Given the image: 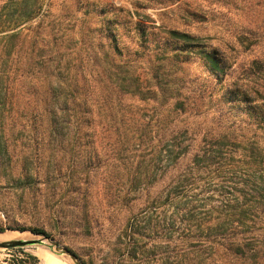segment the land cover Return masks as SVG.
Returning a JSON list of instances; mask_svg holds the SVG:
<instances>
[{"label": "rangeland", "instance_id": "obj_1", "mask_svg": "<svg viewBox=\"0 0 264 264\" xmlns=\"http://www.w3.org/2000/svg\"><path fill=\"white\" fill-rule=\"evenodd\" d=\"M181 2L0 0V242L37 239L39 236L31 232L38 228L85 264H115L118 259L123 264H163L165 257H170L172 264L177 223L170 213L165 220L160 212L151 216L149 210L152 199L165 189L174 173H168L141 197L122 202L120 197L129 186L125 171L103 163L110 147L106 142L80 141L70 130L56 158L63 171L49 181L48 132L37 127L34 116L44 105L35 90L44 93L51 57H55V65L70 62L71 70L63 78L72 82L71 89L77 85L81 94L109 93L105 89L110 79L103 67L126 65L128 61L136 62L137 85L143 93H219L215 99L225 93L235 73L217 82L199 57L185 62L169 59L164 62L169 74L165 81L158 83L151 78L152 69L163 63L158 46L163 45L166 30H184L214 46L228 38L223 15L215 5L203 0ZM36 8L39 12L34 16ZM194 11L206 14V20L203 15H188ZM161 86L165 89L160 90ZM124 102L132 112L140 110L148 118L158 106L154 100L145 102L138 96H126ZM195 120L203 121L204 117ZM209 122L207 119L204 125ZM36 149L42 154L35 166L41 182L19 180L22 168L35 158ZM135 217L142 218L140 230L145 235L140 243L143 248L136 254L120 240ZM146 220L156 228L151 237ZM168 231L171 239H167ZM21 232L24 234L19 235ZM31 257L37 258L35 264H75L67 255L45 247H0V264H33Z\"/></svg>", "mask_w": 264, "mask_h": 264}, {"label": "trees", "instance_id": "obj_2", "mask_svg": "<svg viewBox=\"0 0 264 264\" xmlns=\"http://www.w3.org/2000/svg\"><path fill=\"white\" fill-rule=\"evenodd\" d=\"M203 1L223 15L228 38L214 46L190 32L166 30L157 54L163 63L152 69L151 78L165 81L169 74L164 62L169 59L185 62L199 57L217 82L235 73L228 90L217 99L219 93H143L137 85L136 62L128 61L103 67L110 79L105 89L109 93L81 94L77 85L71 89L72 82L63 78L71 70L70 62L55 65L51 57L44 93L35 90L44 104L36 110L35 124L48 132L50 144L46 175L50 181L63 171L56 158L70 130L80 141L106 142L110 149L103 163L126 174L129 187L122 202H132L174 173L149 210L151 216L160 212L165 220L170 213L177 223L172 264H264V0ZM38 12L36 8L34 16ZM188 15H203L206 20V14L196 11ZM126 96L154 100L155 113L148 118L140 110L132 112ZM199 117L204 120H195ZM207 119L210 124L204 125ZM36 151L19 180L40 181L35 166L42 154ZM146 222L151 237L156 228ZM142 223V218H133L120 236L134 254L143 248ZM169 232L167 239L173 236ZM31 258L35 264L37 258ZM163 264H171L170 257Z\"/></svg>", "mask_w": 264, "mask_h": 264}, {"label": "water", "instance_id": "obj_3", "mask_svg": "<svg viewBox=\"0 0 264 264\" xmlns=\"http://www.w3.org/2000/svg\"><path fill=\"white\" fill-rule=\"evenodd\" d=\"M24 233V232H21ZM33 235L39 236L37 239H14L10 241L0 242V247L5 248H23L28 246L32 247H45L49 250L55 252L60 255H67L75 264H83L78 257L71 251L66 248L61 247L58 243L54 240L49 238L48 236L44 235L43 233H34L31 232Z\"/></svg>", "mask_w": 264, "mask_h": 264}, {"label": "bare ground", "instance_id": "obj_4", "mask_svg": "<svg viewBox=\"0 0 264 264\" xmlns=\"http://www.w3.org/2000/svg\"><path fill=\"white\" fill-rule=\"evenodd\" d=\"M14 234H15V233H14ZM20 234H22V235H23L24 233H19V235H20ZM4 241H7V239H6V240H4ZM48 259H49V258H48ZM50 263H51V262H50ZM48 264H49V263H48Z\"/></svg>", "mask_w": 264, "mask_h": 264}]
</instances>
